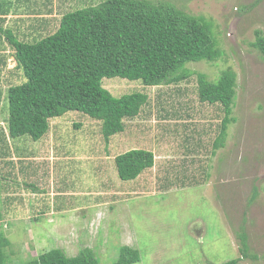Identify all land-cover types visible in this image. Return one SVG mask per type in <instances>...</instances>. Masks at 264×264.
Returning <instances> with one entry per match:
<instances>
[{
    "label": "rangeland",
    "instance_id": "obj_1",
    "mask_svg": "<svg viewBox=\"0 0 264 264\" xmlns=\"http://www.w3.org/2000/svg\"><path fill=\"white\" fill-rule=\"evenodd\" d=\"M96 1L65 0L59 13ZM147 1L170 3L211 23L221 57L185 67L204 74L210 82L226 69L235 73V122L227 127L223 147L209 150L222 112L216 105L198 101L195 75L157 87H143L139 81L119 77L103 79V87L114 97L142 92L148 101L106 145L100 123L80 112L68 111L51 119L61 125L57 130L60 138L53 140L55 146L75 157L62 186L69 192L86 193L55 199L56 208L61 200L70 201V211L52 216L54 211L47 203L37 208L38 198L28 194L30 190L21 179L24 175L26 184L36 179L44 173L50 155H55L49 132L45 136L49 141L41 144V139L34 142L28 136L14 139L21 155L44 150L30 161L29 166L38 167L37 174L31 176L26 175L25 161L4 165L2 159L9 147H1L0 170L13 169L18 174L16 182L0 176V233L9 242L2 250L3 264H22L51 249L75 256L83 248H89L99 264H114L121 246L138 251L140 260L134 264H223L235 258L241 264H264V60L250 46L255 30L264 33V0ZM22 80L24 83V77ZM3 110L0 116H8L6 99ZM26 139L33 147L21 143ZM190 146L198 153L187 152ZM128 149L150 150L154 166L135 180L121 181L112 160ZM189 159L192 161L187 163ZM185 166V170L189 166L196 172L198 166H206V172H189L172 185L166 181L178 180ZM9 186L16 190L24 187L22 193L28 197L22 204L2 200ZM99 197L105 200L101 202ZM241 231L246 235L245 257Z\"/></svg>",
    "mask_w": 264,
    "mask_h": 264
},
{
    "label": "trees",
    "instance_id": "obj_2",
    "mask_svg": "<svg viewBox=\"0 0 264 264\" xmlns=\"http://www.w3.org/2000/svg\"><path fill=\"white\" fill-rule=\"evenodd\" d=\"M7 41L13 49L16 66L25 79L24 83L9 87L4 96L8 116H4L5 132L0 128L3 137L0 139V150L2 146L12 149L13 142L12 153L7 149L8 158L12 154L16 158L19 155L21 158L33 157L35 154L30 155L31 151H27V155L19 154L20 145L15 148L19 142L14 139L28 136L31 141L41 139L38 143H43L51 119L68 111L80 112L100 123L103 142L108 144L111 137L124 131L125 121L137 117L148 101V96L142 92L114 97L102 84L103 79L113 77L139 81L143 87H157L177 84L195 75L198 101L216 105L222 112L209 150L223 147L227 127L235 122L232 116L236 96L235 73L226 69L215 82H210L204 74L193 73L185 67L188 63L214 62L221 57L222 52L212 37L211 23H207L202 16L184 13L170 3L99 0L95 4L89 3L64 11L56 27L49 33L22 41L9 37ZM250 46L264 60L262 31H254V40ZM7 139L12 142L8 144ZM30 140L21 143L31 148L33 145ZM55 144V155L62 154L64 151ZM187 148V152L199 151L196 147ZM2 160L7 167L19 161ZM113 161L118 178L130 181L137 179L143 171L153 168L154 154L150 150L130 149L116 154ZM191 161L189 159L187 163ZM27 164L30 161L24 166ZM185 168L178 180L170 181L167 178L166 181L172 185L180 182L183 175L189 172H206V166H198L197 172L193 167ZM2 172H5L3 176L16 182L17 173H13V169L0 170ZM23 177V185L43 194L49 192L48 170L44 169V173L36 177L46 187L34 186L38 181L26 184ZM55 184L58 187L56 191L63 190L64 185L58 184V181ZM6 199L10 200L9 197ZM67 205L72 204L67 201ZM239 238L242 257H245L247 244L243 231ZM8 245V239L0 233V264H3L2 250ZM139 260L137 250L121 246L114 264H134ZM22 264L99 262L89 248H83L75 256H67L61 249H51ZM223 264L241 263L235 258Z\"/></svg>",
    "mask_w": 264,
    "mask_h": 264
},
{
    "label": "crops",
    "instance_id": "obj_3",
    "mask_svg": "<svg viewBox=\"0 0 264 264\" xmlns=\"http://www.w3.org/2000/svg\"><path fill=\"white\" fill-rule=\"evenodd\" d=\"M64 1L65 0H0V113L2 111L4 112L3 101L5 99L4 96L6 94L7 89L11 86H16V85H19L20 83L22 84L23 82L22 80L23 76H22L21 70L18 69V67L16 66V62L13 57V49L8 43L7 39L9 37H14L18 41L31 40L38 36L44 35L45 32L46 33L51 32L56 27L57 20L61 16L60 15L61 13H59V11L61 10V6H62L61 3ZM3 120H4V116H0V126L5 128V125H3ZM59 124H60L59 121H51L49 124L48 132L50 133L51 138H52V140L49 142L50 147H53V144H54L53 140L55 141V139L60 138L58 135L59 132L57 131L58 128L61 126ZM48 139L49 137L45 138L44 142L49 141ZM47 148L48 146H46L44 149H47ZM9 150L12 153L11 147H9ZM38 151H40V149ZM43 151H41V153ZM34 154L38 156V152ZM8 157L9 156L7 153V158L5 157L4 159L12 161V162L17 161V160L29 162L36 158V157H30V156L16 158L15 155L13 154L10 158ZM73 159H75V157H72L65 152H63L62 154H56V155H53L52 153L50 155L49 163L47 164L46 162V164H44L45 166H43V168L46 171L48 170L49 175H50L49 192L43 194L37 190L36 192L38 193H33V189H31L30 187L27 188L28 190H30L28 194L33 195L34 199L38 198V201L35 203L37 208L44 207L45 203H47L48 207L49 205L51 206L50 211L51 210L54 211V212L51 211L52 216L53 214L55 215V213L60 215L59 213L62 211H66V212L70 211L71 207L67 205V201L61 200L60 204L56 208L55 207L56 198L60 197L64 199V197L65 198L80 197L86 194L84 192H76L74 190L69 192L67 190H64V187H63V190H59V191L58 190L56 191L55 189V188H58L56 187L55 183H57L58 181V184L59 183L64 184L65 179L68 177V174L72 172L71 163L74 162ZM76 159H80V158L77 157ZM89 160L91 159H87L85 161H89ZM27 165L24 166V168L27 169V175L30 174L28 176L37 174L38 172L37 166H29V164ZM92 169L94 170L95 168L92 167ZM4 173L5 172L0 173V176H3ZM4 176L6 179L9 178L6 175ZM144 180L148 181L147 178H145ZM35 181H38L36 183L38 187L42 186L41 181H39L38 179L30 180V183H34ZM42 187H46V186H42ZM23 190H24V187L20 190L19 189L16 190L13 188L12 189L7 188V192L3 194L2 200L7 201V203L4 202L5 204H12V202L13 203L18 202L22 204L23 202L22 199H26V196L28 197L27 194L22 193ZM55 195L56 197H54ZM7 197H9L10 200H7L6 199ZM47 199L49 201H47ZM112 199H114V197H112ZM103 200H105V198L99 197V201L102 202ZM70 204L72 203L70 202ZM48 207H47V210H48ZM0 217H1V214H0Z\"/></svg>",
    "mask_w": 264,
    "mask_h": 264
},
{
    "label": "bare ground",
    "instance_id": "obj_4",
    "mask_svg": "<svg viewBox=\"0 0 264 264\" xmlns=\"http://www.w3.org/2000/svg\"><path fill=\"white\" fill-rule=\"evenodd\" d=\"M253 197V196H252Z\"/></svg>",
    "mask_w": 264,
    "mask_h": 264
}]
</instances>
